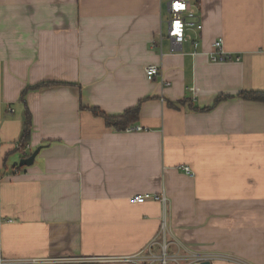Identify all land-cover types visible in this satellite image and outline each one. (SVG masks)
<instances>
[{"label": "crops", "instance_id": "obj_1", "mask_svg": "<svg viewBox=\"0 0 264 264\" xmlns=\"http://www.w3.org/2000/svg\"><path fill=\"white\" fill-rule=\"evenodd\" d=\"M169 1L0 0L3 264H122L108 259L145 248L164 214L178 243L264 264V102L237 96L264 90V0H189L204 22L197 48L167 36ZM219 38L239 61L210 59ZM48 80L63 83L27 93L20 150L21 93ZM138 104L135 131L88 109ZM164 191L166 209L130 201Z\"/></svg>", "mask_w": 264, "mask_h": 264}, {"label": "built area", "instance_id": "obj_2", "mask_svg": "<svg viewBox=\"0 0 264 264\" xmlns=\"http://www.w3.org/2000/svg\"><path fill=\"white\" fill-rule=\"evenodd\" d=\"M168 12L167 36L178 45L191 40L194 47L197 48L199 46L198 37L204 29L199 4L189 0H170ZM162 39L163 35L160 34V43H162ZM210 59L215 62L239 61L241 56H233L226 51L223 46V38H219L213 43ZM145 72L149 79H154L161 73V68L157 64H149ZM166 84L169 85L170 83L167 82ZM141 129V126L134 125L126 128V131ZM25 148L26 146L22 149ZM184 169L192 174L190 166H184ZM148 200L160 201L166 209L169 197L165 191L161 193L145 192L130 197V201L133 203H144ZM169 233L167 214H164L159 234L145 248L134 254L110 258L108 261L122 264H206L208 261L212 263L215 254L196 252L192 247L178 243ZM155 246L159 247L157 251L154 249ZM5 261L6 259L0 256V264L5 263ZM80 261L87 260L80 259Z\"/></svg>", "mask_w": 264, "mask_h": 264}, {"label": "trees", "instance_id": "obj_3", "mask_svg": "<svg viewBox=\"0 0 264 264\" xmlns=\"http://www.w3.org/2000/svg\"><path fill=\"white\" fill-rule=\"evenodd\" d=\"M62 83L63 82L48 80V81H43V82L37 83L35 85H28L22 91L20 99L25 104V107H26L25 112L26 113H25L24 129H23V132H22L20 139H19L18 149L21 150L23 147H25L29 143L30 137L32 134V130H33V118H32V114L30 112V109L28 107L27 101H26L27 93L31 90H38V89H41L43 87L59 85ZM237 96L240 98L246 99V100H255V101L264 102V90H243L240 93H238ZM231 97H235V96L220 95L216 99V104L219 103L220 101L226 99V98H231ZM88 109H90L96 116L104 118L106 123L109 126H112L116 130H121V131L126 130V128H128L129 126L136 125V123L139 119V113H140V105L139 104L136 105L135 107L127 109L125 112H123L121 114H116V115L108 114L97 106H91ZM16 167L18 169L24 168V166L21 167L19 165V163L16 164L14 168H16ZM2 176L3 175L0 174V179Z\"/></svg>", "mask_w": 264, "mask_h": 264}, {"label": "rangeland", "instance_id": "obj_4", "mask_svg": "<svg viewBox=\"0 0 264 264\" xmlns=\"http://www.w3.org/2000/svg\"><path fill=\"white\" fill-rule=\"evenodd\" d=\"M168 11H165V16L169 17V14H167ZM169 20V18H168ZM215 256L212 259V264H246L245 262L238 260V258H228L229 255L224 252H215Z\"/></svg>", "mask_w": 264, "mask_h": 264}, {"label": "water", "instance_id": "obj_5", "mask_svg": "<svg viewBox=\"0 0 264 264\" xmlns=\"http://www.w3.org/2000/svg\"><path fill=\"white\" fill-rule=\"evenodd\" d=\"M41 148L42 147H38L31 155L22 158L19 162V165L21 167L32 165L35 161L36 156L40 152ZM206 264H212V263L210 261H208Z\"/></svg>", "mask_w": 264, "mask_h": 264}]
</instances>
